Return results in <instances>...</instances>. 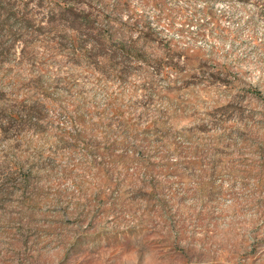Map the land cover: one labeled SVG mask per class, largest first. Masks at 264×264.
I'll return each instance as SVG.
<instances>
[{"label":"rangeland","instance_id":"1","mask_svg":"<svg viewBox=\"0 0 264 264\" xmlns=\"http://www.w3.org/2000/svg\"><path fill=\"white\" fill-rule=\"evenodd\" d=\"M0 264H264V0H0Z\"/></svg>","mask_w":264,"mask_h":264},{"label":"trees","instance_id":"2","mask_svg":"<svg viewBox=\"0 0 264 264\" xmlns=\"http://www.w3.org/2000/svg\"><path fill=\"white\" fill-rule=\"evenodd\" d=\"M12 119H17V115L13 114Z\"/></svg>","mask_w":264,"mask_h":264}]
</instances>
